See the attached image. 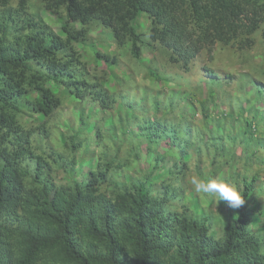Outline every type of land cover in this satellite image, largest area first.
<instances>
[{
	"label": "trees",
	"instance_id": "trees-1",
	"mask_svg": "<svg viewBox=\"0 0 264 264\" xmlns=\"http://www.w3.org/2000/svg\"><path fill=\"white\" fill-rule=\"evenodd\" d=\"M32 1L43 2L48 11L64 12L61 34L30 12ZM140 16L151 20V40L166 50L169 61L189 71L194 59L204 51L212 53L217 43L250 47L248 38L240 39L264 22V3L0 0V264H264V244L250 231L248 198L255 177L245 178V203L218 242L210 241L205 223L185 215L165 216L144 182L134 190L124 188L114 199L100 190L95 178L73 195L58 192L49 200L41 189L29 186L33 174L39 177L40 165L32 169L29 163L36 154L33 134L19 122L23 109L50 116L60 105L57 94L62 91L81 104L113 109L116 95L104 84L92 82L77 45L89 46L90 36L101 27L109 29L117 47L130 44L131 55L140 60L154 46L143 42L138 32ZM91 50L98 63L117 60L97 47ZM148 73L161 81L155 70ZM244 78L264 94L262 82ZM239 86L244 88V83ZM130 99L128 114L142 101L136 96ZM152 104L159 106L158 101ZM250 110L255 121L260 108ZM241 112L240 108L232 119L240 120ZM154 122L164 125L151 121L144 132L153 137L162 133L161 139L169 143L163 136L168 133L155 128ZM246 123L252 126L247 119ZM258 123L255 131L264 128L259 119ZM243 144L249 145L247 140Z\"/></svg>",
	"mask_w": 264,
	"mask_h": 264
},
{
	"label": "rangeland",
	"instance_id": "rangeland-1",
	"mask_svg": "<svg viewBox=\"0 0 264 264\" xmlns=\"http://www.w3.org/2000/svg\"><path fill=\"white\" fill-rule=\"evenodd\" d=\"M30 12L61 34L63 11L51 12L43 2L32 1ZM140 17L138 32L143 42L154 45L140 60L131 55L130 44L117 47L109 29L101 27L90 36L89 46L77 45L92 82L104 84L116 95L113 109L81 104L63 91L57 94L61 102L50 116L23 109L19 122L33 134L36 154L29 163L32 169L40 165L39 177L33 174L29 186L41 189L49 200L58 192L73 195L95 178L100 190L114 199L124 188L134 190L144 182L165 216L185 215L205 223L210 241L218 242L237 209L195 193L189 178L219 174L242 193L245 178L255 177L248 198L250 231L264 244V128H253L258 119L264 123V94L244 78L251 76L264 84V22L240 39L248 38L250 47L217 43L212 53L197 56L187 71L169 61L166 50L151 40V20ZM90 47L116 58L115 64L96 62ZM151 69L162 78L160 82L149 75ZM243 83L244 88L238 89ZM133 96L143 102L128 114ZM153 101H158L157 109ZM240 108L245 113L233 120ZM249 109L258 111L255 121ZM160 120L164 125L154 122L153 126L168 133L163 136L169 143L161 139L162 133L154 138L143 130ZM246 140L248 147L243 144Z\"/></svg>",
	"mask_w": 264,
	"mask_h": 264
},
{
	"label": "clouds",
	"instance_id": "clouds-1",
	"mask_svg": "<svg viewBox=\"0 0 264 264\" xmlns=\"http://www.w3.org/2000/svg\"><path fill=\"white\" fill-rule=\"evenodd\" d=\"M188 182L195 193L213 197L218 203L226 201L233 209H238L245 203V197L236 184L221 178L219 174L207 178L192 176Z\"/></svg>",
	"mask_w": 264,
	"mask_h": 264
}]
</instances>
